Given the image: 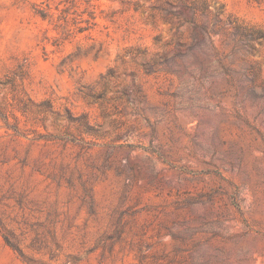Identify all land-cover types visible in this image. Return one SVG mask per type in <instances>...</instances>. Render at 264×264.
Masks as SVG:
<instances>
[{
  "label": "rangeland",
  "instance_id": "374dc122",
  "mask_svg": "<svg viewBox=\"0 0 264 264\" xmlns=\"http://www.w3.org/2000/svg\"><path fill=\"white\" fill-rule=\"evenodd\" d=\"M205 1L0 0V264H264V0Z\"/></svg>",
  "mask_w": 264,
  "mask_h": 264
},
{
  "label": "trees",
  "instance_id": "16d2710c",
  "mask_svg": "<svg viewBox=\"0 0 264 264\" xmlns=\"http://www.w3.org/2000/svg\"><path fill=\"white\" fill-rule=\"evenodd\" d=\"M179 1H181L182 5L185 8L190 9L193 13H195L198 8H203L204 11L211 12L210 10L211 5L205 0H179Z\"/></svg>",
  "mask_w": 264,
  "mask_h": 264
}]
</instances>
